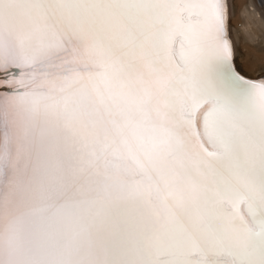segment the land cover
<instances>
[{"label":"bare ground","instance_id":"6f19581e","mask_svg":"<svg viewBox=\"0 0 264 264\" xmlns=\"http://www.w3.org/2000/svg\"><path fill=\"white\" fill-rule=\"evenodd\" d=\"M230 1L0 0L27 75L0 93V264H264V75Z\"/></svg>","mask_w":264,"mask_h":264},{"label":"rangeland","instance_id":"374dc122","mask_svg":"<svg viewBox=\"0 0 264 264\" xmlns=\"http://www.w3.org/2000/svg\"><path fill=\"white\" fill-rule=\"evenodd\" d=\"M248 0H231L229 3L230 15L229 24L231 26L232 38L235 40L234 60L236 65L242 72L253 78H258L264 75V27L257 26L258 36L260 40L250 42L244 40L243 36L239 35L237 39L235 30L239 31L243 25V9ZM258 38V39H259ZM237 46V47H236Z\"/></svg>","mask_w":264,"mask_h":264},{"label":"water","instance_id":"95a60500","mask_svg":"<svg viewBox=\"0 0 264 264\" xmlns=\"http://www.w3.org/2000/svg\"><path fill=\"white\" fill-rule=\"evenodd\" d=\"M16 69H18V68L17 67H13L12 71L15 73ZM3 78H5V76H3V74L0 72V80H2ZM22 88L23 87L15 86V85L13 87H7V86L1 84L0 85V92H3L5 94L20 93L22 91Z\"/></svg>","mask_w":264,"mask_h":264}]
</instances>
